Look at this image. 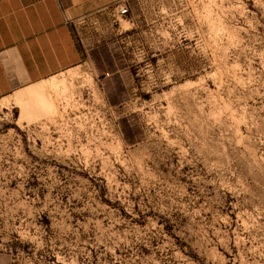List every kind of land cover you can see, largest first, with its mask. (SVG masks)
<instances>
[{"label":"rangeland","instance_id":"1","mask_svg":"<svg viewBox=\"0 0 264 264\" xmlns=\"http://www.w3.org/2000/svg\"><path fill=\"white\" fill-rule=\"evenodd\" d=\"M109 3L87 62L0 100V264H264V0Z\"/></svg>","mask_w":264,"mask_h":264},{"label":"crops","instance_id":"2","mask_svg":"<svg viewBox=\"0 0 264 264\" xmlns=\"http://www.w3.org/2000/svg\"><path fill=\"white\" fill-rule=\"evenodd\" d=\"M110 0H0V100L80 67L112 27Z\"/></svg>","mask_w":264,"mask_h":264},{"label":"bare ground","instance_id":"3","mask_svg":"<svg viewBox=\"0 0 264 264\" xmlns=\"http://www.w3.org/2000/svg\"><path fill=\"white\" fill-rule=\"evenodd\" d=\"M37 85H38V84H37ZM61 85H62V84H61ZM35 86H36V85H35ZM58 86H59V85H58ZM58 86H57V84H54V83L52 84V83H51V85H49V86L38 87V88L35 87V88H34V92H35V93L43 94V93L46 92V90H49L48 88H50V89L52 88V90H59V87H60V86H59V87H58ZM62 87H63V86H62ZM57 88H58V89H57ZM44 96H45V94H44ZM44 96H43V97H44ZM43 97H42V98H43ZM46 97H47V96H46ZM44 99H45V98H44ZM21 100H23V99L17 96L16 98H14L13 103H14V104H17V105H20V104H21ZM10 103H11V102L8 101V100L5 101L4 103L1 104V105H2V108L5 109L6 106H8ZM45 103H46V102H45ZM46 105H47V104H46ZM46 110H47V109H46Z\"/></svg>","mask_w":264,"mask_h":264},{"label":"built area","instance_id":"4","mask_svg":"<svg viewBox=\"0 0 264 264\" xmlns=\"http://www.w3.org/2000/svg\"><path fill=\"white\" fill-rule=\"evenodd\" d=\"M117 10H118V11H117V12H118V15H119L120 17L125 16V15L128 13L127 8H126L125 6H123V5L118 6V7H117ZM106 76L108 77L109 75L106 74Z\"/></svg>","mask_w":264,"mask_h":264}]
</instances>
